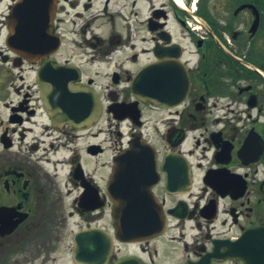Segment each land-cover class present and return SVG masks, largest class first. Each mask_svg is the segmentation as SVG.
Returning a JSON list of instances; mask_svg holds the SVG:
<instances>
[{"label":"flooded vegetation","instance_id":"flooded-vegetation-1","mask_svg":"<svg viewBox=\"0 0 264 264\" xmlns=\"http://www.w3.org/2000/svg\"><path fill=\"white\" fill-rule=\"evenodd\" d=\"M123 263L264 264V0H0V264Z\"/></svg>","mask_w":264,"mask_h":264},{"label":"water","instance_id":"water-1","mask_svg":"<svg viewBox=\"0 0 264 264\" xmlns=\"http://www.w3.org/2000/svg\"><path fill=\"white\" fill-rule=\"evenodd\" d=\"M23 27H22V25H20V27H17L16 28V38L19 40L15 45H14V48H15V50H16V52H18V53H22V54H25L26 53V51L28 50V47L26 46V44L24 43V41H23V39H22V37H23ZM96 101H97V98H96V95L94 96V102H95V105H94V107L93 108H91V109H93V114H95V112H96ZM103 239L105 240V242H106V245H107V247H110L111 246V237L110 236H105V237H103Z\"/></svg>","mask_w":264,"mask_h":264}]
</instances>
